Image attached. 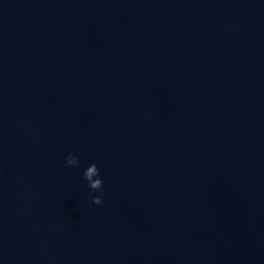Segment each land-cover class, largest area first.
<instances>
[{"label": "water", "instance_id": "water-1", "mask_svg": "<svg viewBox=\"0 0 264 264\" xmlns=\"http://www.w3.org/2000/svg\"><path fill=\"white\" fill-rule=\"evenodd\" d=\"M0 264H264V0H0Z\"/></svg>", "mask_w": 264, "mask_h": 264}, {"label": "clouds", "instance_id": "clouds-1", "mask_svg": "<svg viewBox=\"0 0 264 264\" xmlns=\"http://www.w3.org/2000/svg\"><path fill=\"white\" fill-rule=\"evenodd\" d=\"M64 162L65 166L68 168L75 169L78 167V159L72 154H68ZM83 180L91 192H102L103 181L99 178V169L95 163L90 164L84 171ZM90 203L94 206H100L102 203V196L92 198Z\"/></svg>", "mask_w": 264, "mask_h": 264}]
</instances>
